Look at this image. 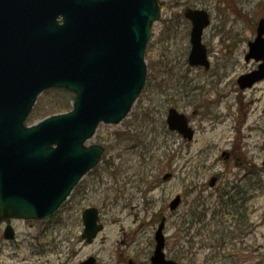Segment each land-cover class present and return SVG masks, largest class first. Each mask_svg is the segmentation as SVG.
Instances as JSON below:
<instances>
[{"label": "rangeland", "instance_id": "374dc122", "mask_svg": "<svg viewBox=\"0 0 264 264\" xmlns=\"http://www.w3.org/2000/svg\"><path fill=\"white\" fill-rule=\"evenodd\" d=\"M159 2L147 82L130 114L99 125L87 144L105 148L100 163L51 220L12 221L17 235L9 243L0 229V264H77L89 255L98 264H152L163 218L167 257L179 264H264V80L245 90L238 84L259 66L245 57L264 0ZM188 9L210 16L202 38L209 70L189 65ZM73 99L65 90H47L33 114L64 113ZM172 108L188 118L192 142L168 129ZM177 196L183 202L171 211ZM88 208L99 209L105 225L92 245L81 238Z\"/></svg>", "mask_w": 264, "mask_h": 264}, {"label": "water", "instance_id": "95a60500", "mask_svg": "<svg viewBox=\"0 0 264 264\" xmlns=\"http://www.w3.org/2000/svg\"><path fill=\"white\" fill-rule=\"evenodd\" d=\"M161 13L159 0H0V226L51 219L99 164L105 148L86 144L100 124L126 119L143 92L145 54ZM185 17L192 23L189 65L209 70L202 38L210 16L189 9ZM249 48L246 60L261 63L239 78L241 90L264 80V19ZM50 89L74 94L73 109L27 125L38 97ZM166 123L193 141L185 114L172 108ZM181 204L177 196L170 210ZM99 220L97 208L84 211L82 238L89 244L103 231ZM165 225L164 218L152 264H178L166 257ZM14 238L9 225L5 239Z\"/></svg>", "mask_w": 264, "mask_h": 264}, {"label": "flooded vegetation", "instance_id": "af4514ba", "mask_svg": "<svg viewBox=\"0 0 264 264\" xmlns=\"http://www.w3.org/2000/svg\"><path fill=\"white\" fill-rule=\"evenodd\" d=\"M11 222L12 221H5L4 222V224L0 227V229L3 227V226H8V225H11ZM20 222V221H19ZM21 222H26V223H28L30 226H33V225H35V223H37V222H33V221H21ZM44 222V221H43ZM45 222H47V221H45ZM103 226H104V228H105V225L104 224H102ZM5 229V228H4ZM7 241V240H6ZM8 243L10 242V241H7ZM86 242V241H85ZM0 247H2V241L0 240ZM18 248H16V249H14V251H13V253L14 254H16L18 251ZM91 258H95L93 255H89V256H87L85 259H83V260H79V261H77V264H83V263H85L86 261H88L89 259H91ZM3 261V260H2ZM128 263L129 264H135V262H133V261H128Z\"/></svg>", "mask_w": 264, "mask_h": 264}, {"label": "trees", "instance_id": "16d2710c", "mask_svg": "<svg viewBox=\"0 0 264 264\" xmlns=\"http://www.w3.org/2000/svg\"><path fill=\"white\" fill-rule=\"evenodd\" d=\"M69 111V110H68ZM64 112H66V111H64ZM57 113V112H56ZM53 114H55V113H53ZM48 115H50L49 113L47 114V112L44 110L43 111V115L41 114L40 116H38V115H31V117L28 119V123L29 124H33V123H35L36 122V120H38L39 118H41L42 117V120L45 118V117H47Z\"/></svg>", "mask_w": 264, "mask_h": 264}]
</instances>
